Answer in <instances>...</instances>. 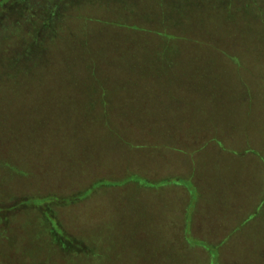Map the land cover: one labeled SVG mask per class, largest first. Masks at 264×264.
<instances>
[{
	"label": "rangeland",
	"instance_id": "374dc122",
	"mask_svg": "<svg viewBox=\"0 0 264 264\" xmlns=\"http://www.w3.org/2000/svg\"><path fill=\"white\" fill-rule=\"evenodd\" d=\"M14 7L0 264H264V0Z\"/></svg>",
	"mask_w": 264,
	"mask_h": 264
},
{
	"label": "trees",
	"instance_id": "16d2710c",
	"mask_svg": "<svg viewBox=\"0 0 264 264\" xmlns=\"http://www.w3.org/2000/svg\"><path fill=\"white\" fill-rule=\"evenodd\" d=\"M17 3L24 5L26 0H0V15H2L5 9L11 10Z\"/></svg>",
	"mask_w": 264,
	"mask_h": 264
},
{
	"label": "crops",
	"instance_id": "0c3cea01",
	"mask_svg": "<svg viewBox=\"0 0 264 264\" xmlns=\"http://www.w3.org/2000/svg\"><path fill=\"white\" fill-rule=\"evenodd\" d=\"M193 144H194V146H195V147H197V148H198L200 145H203L202 143H201L200 145H196V143H195V142H193ZM194 153H196V154H197V152H194ZM192 155H193V154H192Z\"/></svg>",
	"mask_w": 264,
	"mask_h": 264
}]
</instances>
